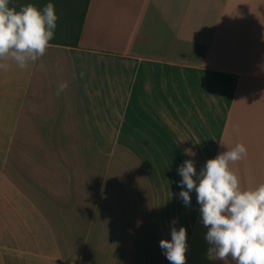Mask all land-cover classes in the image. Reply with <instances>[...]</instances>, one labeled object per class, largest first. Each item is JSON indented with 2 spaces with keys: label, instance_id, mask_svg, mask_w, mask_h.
<instances>
[{
  "label": "crops",
  "instance_id": "0c3cea01",
  "mask_svg": "<svg viewBox=\"0 0 264 264\" xmlns=\"http://www.w3.org/2000/svg\"><path fill=\"white\" fill-rule=\"evenodd\" d=\"M0 63V264H172L173 218L224 264L177 166L240 142L264 182V0H90L77 45Z\"/></svg>",
  "mask_w": 264,
  "mask_h": 264
},
{
  "label": "clouds",
  "instance_id": "9594fccd",
  "mask_svg": "<svg viewBox=\"0 0 264 264\" xmlns=\"http://www.w3.org/2000/svg\"><path fill=\"white\" fill-rule=\"evenodd\" d=\"M58 15L53 0L41 7L32 3L11 6V0H0V61L11 58L19 68L42 56L55 35ZM7 65L0 63V68ZM82 75V73H81ZM68 86L58 84L59 94ZM194 155L190 149H185ZM246 146L237 142L232 147L206 159L199 171L194 160L185 159L177 166L178 198L188 205L190 192L195 191L200 218L207 227L209 259L219 258L224 264H264V182L242 187L238 175L229 167L230 161L242 159ZM173 218L170 239L161 238L159 246L172 264H184L186 228H178Z\"/></svg>",
  "mask_w": 264,
  "mask_h": 264
},
{
  "label": "trees",
  "instance_id": "16d2710c",
  "mask_svg": "<svg viewBox=\"0 0 264 264\" xmlns=\"http://www.w3.org/2000/svg\"><path fill=\"white\" fill-rule=\"evenodd\" d=\"M89 2L90 0H53L58 19L55 35L51 40L77 45ZM21 3H32L39 8L47 0H11V6L17 8Z\"/></svg>",
  "mask_w": 264,
  "mask_h": 264
}]
</instances>
